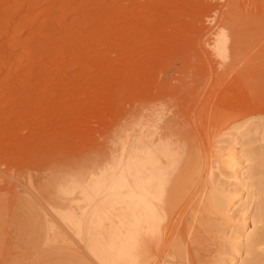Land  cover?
I'll return each mask as SVG.
<instances>
[{"label": "rangeland", "instance_id": "obj_1", "mask_svg": "<svg viewBox=\"0 0 264 264\" xmlns=\"http://www.w3.org/2000/svg\"><path fill=\"white\" fill-rule=\"evenodd\" d=\"M149 110L177 128L168 140H180L179 162L162 195L160 240L135 254L147 264H227L244 217L222 155L245 154L250 172L264 145V0H0V264H18L22 248L37 259L19 239L21 197L40 202V220L63 235L50 259L99 264L76 230L84 216L68 225L48 207L73 206L61 187L85 186Z\"/></svg>", "mask_w": 264, "mask_h": 264}, {"label": "bare ground", "instance_id": "obj_2", "mask_svg": "<svg viewBox=\"0 0 264 264\" xmlns=\"http://www.w3.org/2000/svg\"><path fill=\"white\" fill-rule=\"evenodd\" d=\"M224 48L225 41L221 39L216 50L223 51ZM145 112H137L135 122L126 126L127 129L132 127L128 130L123 128L124 134L115 142L118 149L111 157V162L93 175H87L85 186L61 187L63 199L69 198L73 206L67 208L52 204L48 207L49 211L63 216L68 225L78 223L73 219L77 214L84 216L85 221L75 227L99 264H147L136 254L140 256L147 244L160 240V224L167 216L161 207V200L166 179L179 162L176 163V148L180 140L177 135L175 140H168L174 130L177 133V128L165 124L163 112ZM224 152V164L231 169L233 186L236 188L233 195L238 197L237 203H241L238 208H242L244 217L240 225L234 226L237 230L234 240L238 242H235L236 247L232 249L227 264H264V259L256 256L258 251L264 255V229L257 231L255 227L258 222L264 221V200L258 204L256 215L248 213L254 196L249 190H257V186L264 189V145L262 154L258 156L260 167L250 172H243L247 159L245 154L239 156L234 148H226ZM73 195H79V198H70ZM230 195L227 193L224 196L226 203L230 202ZM27 199H18L17 208L23 218L19 239L26 242L28 248L37 251V259L31 260L29 253L22 248L16 262L35 264L47 260L49 264H59L58 259L50 258L65 249L63 235L58 228L52 233L51 224L47 220H40L39 216L46 215L43 205ZM226 214H229L230 221L236 219L233 217L235 211L229 209ZM251 255L253 257L250 259H243V256ZM175 256L173 254L171 258Z\"/></svg>", "mask_w": 264, "mask_h": 264}]
</instances>
